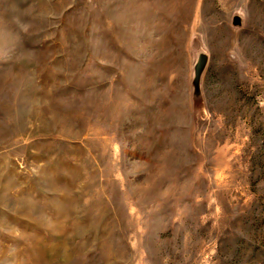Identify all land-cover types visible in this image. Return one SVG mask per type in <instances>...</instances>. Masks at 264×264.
<instances>
[{"label":"rangeland","instance_id":"1","mask_svg":"<svg viewBox=\"0 0 264 264\" xmlns=\"http://www.w3.org/2000/svg\"><path fill=\"white\" fill-rule=\"evenodd\" d=\"M0 264H264V0H0Z\"/></svg>","mask_w":264,"mask_h":264}]
</instances>
